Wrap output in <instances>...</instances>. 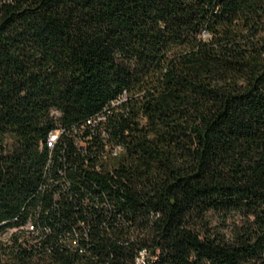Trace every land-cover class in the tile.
I'll list each match as a JSON object with an SVG mask.
<instances>
[{
    "label": "trees",
    "instance_id": "trees-1",
    "mask_svg": "<svg viewBox=\"0 0 264 264\" xmlns=\"http://www.w3.org/2000/svg\"><path fill=\"white\" fill-rule=\"evenodd\" d=\"M142 259L264 264V0H0V264Z\"/></svg>",
    "mask_w": 264,
    "mask_h": 264
},
{
    "label": "built area",
    "instance_id": "built-area-1",
    "mask_svg": "<svg viewBox=\"0 0 264 264\" xmlns=\"http://www.w3.org/2000/svg\"><path fill=\"white\" fill-rule=\"evenodd\" d=\"M55 138H56V135H55V134H52V136H51L50 139H51V140H54ZM120 150H121L120 147H117V148L114 149L115 152H119ZM142 264H143V259H142Z\"/></svg>",
    "mask_w": 264,
    "mask_h": 264
},
{
    "label": "bare ground",
    "instance_id": "bare-ground-1",
    "mask_svg": "<svg viewBox=\"0 0 264 264\" xmlns=\"http://www.w3.org/2000/svg\"><path fill=\"white\" fill-rule=\"evenodd\" d=\"M114 154H117L118 152L113 151Z\"/></svg>",
    "mask_w": 264,
    "mask_h": 264
},
{
    "label": "rangeland",
    "instance_id": "rangeland-1",
    "mask_svg": "<svg viewBox=\"0 0 264 264\" xmlns=\"http://www.w3.org/2000/svg\"><path fill=\"white\" fill-rule=\"evenodd\" d=\"M3 237H5V235H3ZM3 237H1V239H2Z\"/></svg>",
    "mask_w": 264,
    "mask_h": 264
}]
</instances>
